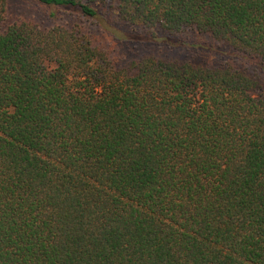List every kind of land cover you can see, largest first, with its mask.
<instances>
[{
	"label": "trees",
	"instance_id": "16d2710c",
	"mask_svg": "<svg viewBox=\"0 0 264 264\" xmlns=\"http://www.w3.org/2000/svg\"><path fill=\"white\" fill-rule=\"evenodd\" d=\"M31 1L0 0V264H264V0Z\"/></svg>",
	"mask_w": 264,
	"mask_h": 264
},
{
	"label": "rangeland",
	"instance_id": "374dc122",
	"mask_svg": "<svg viewBox=\"0 0 264 264\" xmlns=\"http://www.w3.org/2000/svg\"><path fill=\"white\" fill-rule=\"evenodd\" d=\"M9 1V23L20 20H31L42 22L46 24L44 12L42 8L38 7L31 0H8ZM97 10L101 11L102 6L96 7ZM73 23V19L66 17L62 20L64 23ZM85 31L89 33L94 40V44L101 50L105 51L108 57L115 64H122L127 61L136 60L143 56L154 55L156 57L177 59L183 61H190L194 63H208L216 64L217 56L214 52L210 51V54H206L203 51L192 52L188 50H177L168 49L163 46H157L152 44H124L123 46L118 45L117 42L112 40V37L107 33L100 30L97 25L86 23L84 25ZM194 42H206L207 45L216 46V43L208 37L191 33L189 35ZM224 61L234 65V62L228 57H224Z\"/></svg>",
	"mask_w": 264,
	"mask_h": 264
}]
</instances>
